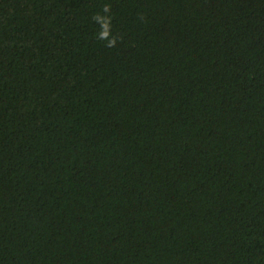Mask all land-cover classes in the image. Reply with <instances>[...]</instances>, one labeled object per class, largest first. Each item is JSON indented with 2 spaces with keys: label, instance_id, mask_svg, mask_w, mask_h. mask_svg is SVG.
Returning a JSON list of instances; mask_svg holds the SVG:
<instances>
[{
  "label": "trees",
  "instance_id": "16d2710c",
  "mask_svg": "<svg viewBox=\"0 0 264 264\" xmlns=\"http://www.w3.org/2000/svg\"><path fill=\"white\" fill-rule=\"evenodd\" d=\"M0 264H264V0H0Z\"/></svg>",
  "mask_w": 264,
  "mask_h": 264
},
{
  "label": "clouds",
  "instance_id": "9594fccd",
  "mask_svg": "<svg viewBox=\"0 0 264 264\" xmlns=\"http://www.w3.org/2000/svg\"><path fill=\"white\" fill-rule=\"evenodd\" d=\"M104 10L111 13V11H112V5L110 3L107 4L105 6V9ZM112 24H113V19L110 17L108 24H105L104 25V31L101 34V37L103 39L109 40V37L112 35V27H110V25L112 26ZM121 39H122V37H119V38L113 37L112 39L109 40L108 44H106L105 46L108 47V48L115 47L116 44H117V41L118 40H121Z\"/></svg>",
  "mask_w": 264,
  "mask_h": 264
}]
</instances>
